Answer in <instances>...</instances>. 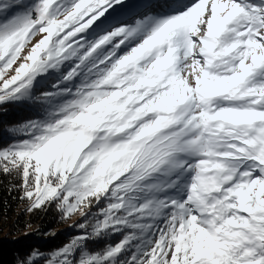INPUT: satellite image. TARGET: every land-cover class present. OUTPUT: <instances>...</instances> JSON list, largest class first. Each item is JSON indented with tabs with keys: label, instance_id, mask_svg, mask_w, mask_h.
<instances>
[{
	"label": "snow or ice",
	"instance_id": "snow-or-ice-1",
	"mask_svg": "<svg viewBox=\"0 0 264 264\" xmlns=\"http://www.w3.org/2000/svg\"><path fill=\"white\" fill-rule=\"evenodd\" d=\"M0 132L17 264H264V0H0Z\"/></svg>",
	"mask_w": 264,
	"mask_h": 264
},
{
	"label": "trees",
	"instance_id": "trees-1",
	"mask_svg": "<svg viewBox=\"0 0 264 264\" xmlns=\"http://www.w3.org/2000/svg\"><path fill=\"white\" fill-rule=\"evenodd\" d=\"M7 144V133L0 132V145ZM19 195L18 191L9 195L8 177L0 173V264H17L33 249L58 248L76 234L75 228L70 230L71 220L62 221L54 205L28 212V202L20 201Z\"/></svg>",
	"mask_w": 264,
	"mask_h": 264
},
{
	"label": "rangeland",
	"instance_id": "rangeland-1",
	"mask_svg": "<svg viewBox=\"0 0 264 264\" xmlns=\"http://www.w3.org/2000/svg\"><path fill=\"white\" fill-rule=\"evenodd\" d=\"M40 37H37L36 40H38ZM36 41L34 40L33 43H35ZM8 142H9V136H8ZM81 217L79 216V214L74 215L70 220H71V227L70 230H72L74 227H72V225L79 223L81 221Z\"/></svg>",
	"mask_w": 264,
	"mask_h": 264
}]
</instances>
